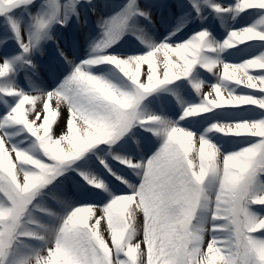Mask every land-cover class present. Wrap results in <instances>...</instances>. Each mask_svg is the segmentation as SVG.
I'll return each mask as SVG.
<instances>
[{"label":"snow or ice","instance_id":"6c2138e0","mask_svg":"<svg viewBox=\"0 0 264 264\" xmlns=\"http://www.w3.org/2000/svg\"><path fill=\"white\" fill-rule=\"evenodd\" d=\"M0 264H264V0H0Z\"/></svg>","mask_w":264,"mask_h":264},{"label":"rangeland","instance_id":"374dc122","mask_svg":"<svg viewBox=\"0 0 264 264\" xmlns=\"http://www.w3.org/2000/svg\"><path fill=\"white\" fill-rule=\"evenodd\" d=\"M221 31H223V29H221ZM136 43H139V41H136ZM141 47H142V45H141Z\"/></svg>","mask_w":264,"mask_h":264}]
</instances>
